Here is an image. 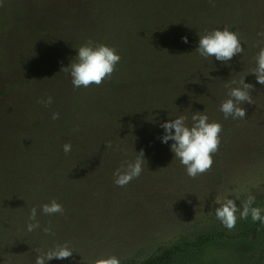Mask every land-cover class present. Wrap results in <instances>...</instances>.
I'll use <instances>...</instances> for the list:
<instances>
[{
	"label": "trees",
	"instance_id": "16d2710c",
	"mask_svg": "<svg viewBox=\"0 0 264 264\" xmlns=\"http://www.w3.org/2000/svg\"><path fill=\"white\" fill-rule=\"evenodd\" d=\"M11 20L31 22L23 28L36 43L34 60L21 65L16 95L29 99L20 124L0 129V244L11 239L13 249L31 251L28 244L45 250L56 231H74L82 220L71 201L78 182L90 170H103L134 161L136 152L153 165L174 160L170 145L161 142V123L205 111L209 122L237 125L240 119L224 117L231 80L254 86V57L264 45V0H0ZM239 33L243 53L227 63L195 52L205 30ZM187 36L188 43L182 41ZM92 40L115 47L121 60L110 80L101 86L74 88L68 67L84 42ZM35 84V85H34ZM37 90L27 93L26 88ZM233 87L235 85H232ZM20 89L17 91V89ZM254 96V91L251 93ZM52 97L45 107L41 101ZM246 109L251 104L241 105ZM192 112V113H191ZM53 113L59 118L52 119ZM111 143V147H106ZM71 143L69 153L63 145ZM75 176V177H74ZM82 199H85L81 195ZM63 214L45 215L41 206L51 200ZM37 208L40 227L28 232L30 209ZM49 227L50 234L43 233ZM264 224L255 222L236 233L214 230L184 240L143 261L124 264H172L179 255L214 243L251 238ZM4 231H17L15 234ZM26 243L27 245H25ZM20 244V245H19ZM13 251V250H12Z\"/></svg>",
	"mask_w": 264,
	"mask_h": 264
},
{
	"label": "rangeland",
	"instance_id": "374dc122",
	"mask_svg": "<svg viewBox=\"0 0 264 264\" xmlns=\"http://www.w3.org/2000/svg\"><path fill=\"white\" fill-rule=\"evenodd\" d=\"M30 24L11 20L0 2V129L4 123L20 124L25 113L19 108L32 102L28 97L31 95L24 99L13 91L28 70L21 78L15 77L17 71L36 56L31 48L37 41L23 29ZM254 89L255 103L248 107V117L237 125H225L211 171L203 175L188 177L179 160L172 159L159 165L145 163L138 178L120 187L113 177L119 167L103 170L107 172L103 176L96 172L100 169L90 170L87 179L78 182L79 193L70 195L72 202L79 201L75 213L82 214L84 220L74 231H56L44 250L68 243L73 255L47 264H93L107 254L118 257L121 264L129 259L141 262L160 249L194 240L203 233L225 230L214 214L219 207L217 199L225 196L235 200L242 210V203L251 194L256 198L253 206L261 208L264 215V85L257 83L255 75ZM25 90L29 94L37 88ZM236 215L237 224L229 230L231 233L255 223L251 216L239 219V212ZM34 238L28 244L31 251L13 249L12 240L5 239L0 244V264H34L35 249L40 248ZM172 264H264V231L251 238L214 243L179 255Z\"/></svg>",
	"mask_w": 264,
	"mask_h": 264
},
{
	"label": "clouds",
	"instance_id": "9594fccd",
	"mask_svg": "<svg viewBox=\"0 0 264 264\" xmlns=\"http://www.w3.org/2000/svg\"><path fill=\"white\" fill-rule=\"evenodd\" d=\"M257 35L264 38V31L257 33ZM198 36L199 42L195 52L205 59L214 57L217 61L227 63L234 56L244 51L239 33L230 31L227 27L223 30H205L204 34ZM182 41L188 43L187 36L182 37ZM76 50L77 55L71 60L69 66L61 68V72L70 75L74 88L101 86L106 80L112 78L116 66L121 60L115 47L103 43H94L92 40L84 42ZM255 61L256 67L251 70V74L255 75L257 83L264 85V47H260L255 56ZM245 77H242L239 81L231 80L230 83L225 84V87L229 89L228 98L221 102L220 111L226 119L228 117L245 119L246 109L241 105L255 103L251 95L255 90L254 86L245 83ZM41 103L45 107L49 106L52 103V97H48L47 100L41 101ZM58 118L59 113L52 114L53 120ZM188 119L187 115L181 114L175 119L161 123L160 127L164 130V134L160 139L164 144L173 141L170 148L175 159H178L180 164L185 167L188 177L196 178L211 171L214 163L212 157L219 149L221 143L220 133L223 131V127L219 122H209V117L205 111L192 113L190 126ZM106 147H111V143L109 142ZM71 149V143L63 145L65 153H69ZM145 162L144 151L136 152L134 161H125L113 172L114 183L117 186L124 187L133 179L138 178L143 171ZM255 199V196L249 194L242 203V210L238 208L235 200L228 199V196H225L222 200L217 199L216 203L219 207L215 209L216 219L228 230L235 228L238 212L239 219H247L251 216L253 222L264 224V215H262L261 208L253 206ZM40 210L45 215L63 214L64 212L63 206L55 199L43 204ZM28 221L26 225L28 232L40 227L36 207L30 209ZM43 231L46 234L51 233L49 227H45ZM35 251L37 255L34 264H47L52 259L64 260L73 255L68 243L55 244L47 251L40 248L35 249ZM93 264H121V262L115 255L107 254L96 258Z\"/></svg>",
	"mask_w": 264,
	"mask_h": 264
}]
</instances>
